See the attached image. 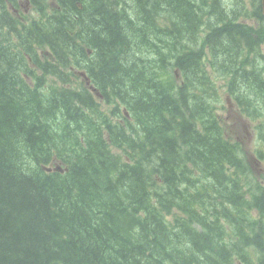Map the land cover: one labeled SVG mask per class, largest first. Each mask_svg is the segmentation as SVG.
<instances>
[{
    "label": "trees",
    "instance_id": "16d2710c",
    "mask_svg": "<svg viewBox=\"0 0 264 264\" xmlns=\"http://www.w3.org/2000/svg\"><path fill=\"white\" fill-rule=\"evenodd\" d=\"M31 4L0 0V264H264V187L206 70L264 126L259 0Z\"/></svg>",
    "mask_w": 264,
    "mask_h": 264
},
{
    "label": "rangeland",
    "instance_id": "374dc122",
    "mask_svg": "<svg viewBox=\"0 0 264 264\" xmlns=\"http://www.w3.org/2000/svg\"><path fill=\"white\" fill-rule=\"evenodd\" d=\"M225 83L226 79L217 80L221 99V108L218 109V113L220 117L225 120V124L229 130L230 136L233 139L238 138L241 146L244 149L245 156L248 155L250 160L253 162L254 174L258 175L260 180L264 183V157H259L257 153L254 152V146L260 145V142L256 141V137L254 133H252L251 123L245 118L239 116L232 107L227 108V104L225 102L227 94L223 90L225 88Z\"/></svg>",
    "mask_w": 264,
    "mask_h": 264
},
{
    "label": "water",
    "instance_id": "95a60500",
    "mask_svg": "<svg viewBox=\"0 0 264 264\" xmlns=\"http://www.w3.org/2000/svg\"><path fill=\"white\" fill-rule=\"evenodd\" d=\"M261 11H262V14L264 15V0H261ZM49 169L50 168H48V170ZM54 169L61 170V168L58 166H56Z\"/></svg>",
    "mask_w": 264,
    "mask_h": 264
},
{
    "label": "bare ground",
    "instance_id": "6f19581e",
    "mask_svg": "<svg viewBox=\"0 0 264 264\" xmlns=\"http://www.w3.org/2000/svg\"><path fill=\"white\" fill-rule=\"evenodd\" d=\"M108 59V58H107Z\"/></svg>",
    "mask_w": 264,
    "mask_h": 264
}]
</instances>
